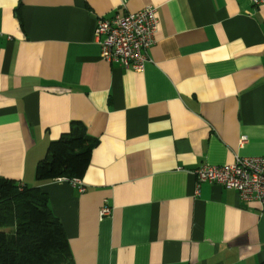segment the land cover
<instances>
[{
    "label": "crops",
    "instance_id": "crops-1",
    "mask_svg": "<svg viewBox=\"0 0 264 264\" xmlns=\"http://www.w3.org/2000/svg\"><path fill=\"white\" fill-rule=\"evenodd\" d=\"M146 5L151 61L105 62L98 17ZM73 120L99 140L84 192L36 179ZM235 155H264V4L0 0V175L49 195L74 264H259L264 203L193 173Z\"/></svg>",
    "mask_w": 264,
    "mask_h": 264
},
{
    "label": "trees",
    "instance_id": "trees-1",
    "mask_svg": "<svg viewBox=\"0 0 264 264\" xmlns=\"http://www.w3.org/2000/svg\"><path fill=\"white\" fill-rule=\"evenodd\" d=\"M73 120L69 131L50 142L36 167L40 182L82 179L99 140ZM0 264H74L68 236L39 186L0 175ZM259 264H264V258Z\"/></svg>",
    "mask_w": 264,
    "mask_h": 264
},
{
    "label": "built area",
    "instance_id": "built-area-1",
    "mask_svg": "<svg viewBox=\"0 0 264 264\" xmlns=\"http://www.w3.org/2000/svg\"><path fill=\"white\" fill-rule=\"evenodd\" d=\"M256 6L264 0H251ZM159 27L157 7L146 5L136 11L115 12L111 16L100 15L95 28V40L101 45V58L123 68L143 71L151 61L150 49L156 42L155 34ZM247 141L242 136L241 143ZM200 182L216 183L224 188L235 190L247 202L264 203V155H235L231 163L203 164L193 170ZM69 180V179H68ZM70 182L80 192L86 191L81 179ZM112 207L104 204L100 215H110Z\"/></svg>",
    "mask_w": 264,
    "mask_h": 264
}]
</instances>
